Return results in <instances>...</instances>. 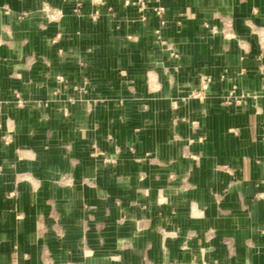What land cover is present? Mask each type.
Masks as SVG:
<instances>
[{"label":"crops","instance_id":"1","mask_svg":"<svg viewBox=\"0 0 264 264\" xmlns=\"http://www.w3.org/2000/svg\"><path fill=\"white\" fill-rule=\"evenodd\" d=\"M80 1L0 0V264H264V0Z\"/></svg>","mask_w":264,"mask_h":264},{"label":"built area","instance_id":"2","mask_svg":"<svg viewBox=\"0 0 264 264\" xmlns=\"http://www.w3.org/2000/svg\"><path fill=\"white\" fill-rule=\"evenodd\" d=\"M94 2H96V1L94 0ZM128 2L129 3H133L136 6H138V9H139V11L142 14V18L145 17V12L150 7L149 0H128ZM81 5H82V2L80 0H77L76 6L74 8L75 12H80L81 11ZM112 9L113 8L111 6H109V10H112ZM153 9L159 15H161V14H163L165 12V7L163 5L154 6ZM97 16H98V11H95L92 14V17L96 18ZM163 23H164V21H163ZM84 82L87 83V80H85ZM211 82H212L211 75H209V74L200 75V86H199V89L196 92H194L192 95H196V96L203 95L206 92V90L209 88V85H210ZM18 101H19L20 104L24 103V100L21 99V98ZM9 138H10V136L6 135L5 136V141L9 142ZM92 154L93 155H99V154L105 155V153L103 151H101V150H99L97 148H94ZM105 160L107 162H113L114 161L112 158H107V157H105ZM12 264H15V262L12 263Z\"/></svg>","mask_w":264,"mask_h":264}]
</instances>
